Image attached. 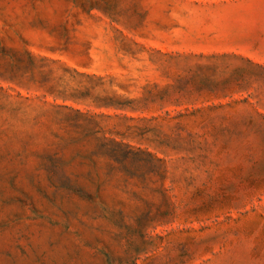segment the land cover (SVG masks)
<instances>
[{
    "label": "rangeland",
    "instance_id": "1",
    "mask_svg": "<svg viewBox=\"0 0 264 264\" xmlns=\"http://www.w3.org/2000/svg\"><path fill=\"white\" fill-rule=\"evenodd\" d=\"M0 264H264V0H0Z\"/></svg>",
    "mask_w": 264,
    "mask_h": 264
}]
</instances>
